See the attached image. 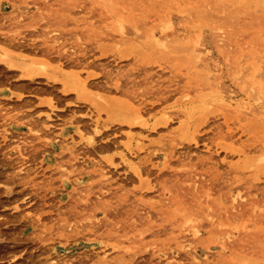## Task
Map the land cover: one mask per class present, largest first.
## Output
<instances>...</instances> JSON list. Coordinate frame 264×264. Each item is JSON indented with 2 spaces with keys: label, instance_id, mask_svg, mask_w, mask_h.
I'll use <instances>...</instances> for the list:
<instances>
[{
  "label": "rangeland",
  "instance_id": "1",
  "mask_svg": "<svg viewBox=\"0 0 264 264\" xmlns=\"http://www.w3.org/2000/svg\"><path fill=\"white\" fill-rule=\"evenodd\" d=\"M0 264H264V0H0Z\"/></svg>",
  "mask_w": 264,
  "mask_h": 264
},
{
  "label": "bare ground",
  "instance_id": "2",
  "mask_svg": "<svg viewBox=\"0 0 264 264\" xmlns=\"http://www.w3.org/2000/svg\"><path fill=\"white\" fill-rule=\"evenodd\" d=\"M65 85H66V84H65ZM91 139H92V138H91ZM93 139H94V138H93ZM92 141H93V140H92ZM92 141H91V142H92ZM262 155H263V154H262Z\"/></svg>",
  "mask_w": 264,
  "mask_h": 264
}]
</instances>
